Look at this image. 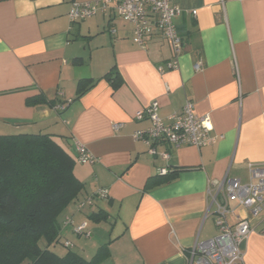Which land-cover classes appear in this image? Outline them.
Here are the masks:
<instances>
[{"label": "crops", "instance_id": "crops-1", "mask_svg": "<svg viewBox=\"0 0 264 264\" xmlns=\"http://www.w3.org/2000/svg\"><path fill=\"white\" fill-rule=\"evenodd\" d=\"M91 1L0 0V135L51 134L74 156L78 141L97 159L75 167L84 189L61 216L63 240L73 241L68 232L82 237L74 227L86 223L95 251L108 244L100 264H190L192 248L218 235L216 185L250 183L249 166H264V0H170L181 10L174 25L183 48L179 68L165 72L158 67L172 59L166 40L155 34L136 45L114 7L71 23L72 5ZM84 79L98 82L78 99ZM39 95L56 105L27 104ZM154 101L166 121L193 103L221 138L200 149L161 144L170 159L151 156L134 134L151 126L135 116ZM163 168L174 180L151 182ZM99 190L107 197L95 196ZM99 211L114 220L107 242L89 230ZM239 213L254 228L242 244L245 264H264V219Z\"/></svg>", "mask_w": 264, "mask_h": 264}, {"label": "built area", "instance_id": "built-area-1", "mask_svg": "<svg viewBox=\"0 0 264 264\" xmlns=\"http://www.w3.org/2000/svg\"><path fill=\"white\" fill-rule=\"evenodd\" d=\"M114 7L119 18L129 23L133 29V41L144 47L147 38L160 34L169 44L172 59L165 65L159 66V72L179 68V57L183 48V40L174 25V19L181 14V10L170 4V0H96L85 3H75L69 12L71 23L90 19L99 12H107ZM196 15V12L193 13ZM115 33V31H113ZM61 95V94H60ZM62 96V95H61ZM71 100L56 107L60 111L66 110ZM159 103L152 102L147 108L137 112L138 121L148 119L151 126L137 131L134 139L142 141L149 147V154L168 161V152H159L157 147L168 144L174 148L194 146L204 148L218 142L221 137L212 134L210 116H199L195 106L187 102L181 112L173 113L166 120L159 115ZM121 128V124L114 125V129ZM75 151L79 164L93 165L97 159L80 142L75 143ZM250 183L231 179L226 183L217 184V191L211 195V205L216 206L215 224L218 235L214 238L197 243L190 252V264H245V253L242 244L254 232L251 220L241 216L240 210L245 211L253 219H264V166L250 165ZM160 175L168 173L167 168L160 169ZM223 190V199H219ZM107 197L106 190H99L97 195ZM94 197H88L80 208L92 204ZM235 205L232 207L231 205ZM236 223H230V218ZM67 224L72 221L67 219ZM87 224L75 227L74 232L79 236L90 237L86 233ZM264 233V231H263ZM71 246L70 242L65 243Z\"/></svg>", "mask_w": 264, "mask_h": 264}, {"label": "trees", "instance_id": "trees-1", "mask_svg": "<svg viewBox=\"0 0 264 264\" xmlns=\"http://www.w3.org/2000/svg\"><path fill=\"white\" fill-rule=\"evenodd\" d=\"M112 75L113 71L104 78ZM97 82L81 80L77 98ZM46 103L56 105L42 95L27 100L29 106ZM77 163V154L74 156L54 135H0V264H100L108 256V244L86 259L72 250L71 242L66 247L69 241L62 238L61 216L84 189L75 175ZM175 176L168 172L151 182L167 184ZM108 218L104 211L89 217L94 223L106 222ZM59 245L67 251L56 252Z\"/></svg>", "mask_w": 264, "mask_h": 264}, {"label": "rangeland", "instance_id": "rangeland-1", "mask_svg": "<svg viewBox=\"0 0 264 264\" xmlns=\"http://www.w3.org/2000/svg\"><path fill=\"white\" fill-rule=\"evenodd\" d=\"M113 223H114V220H109L108 222L101 223V225H98L96 223H91L89 230H91L95 234L98 232V234H100V238L98 237V239L101 240V238H103V240H106L105 242H107L108 240H110L111 232L113 230ZM68 233L71 235L70 237H72V240H73L71 242L73 244L72 250L74 252L79 253L81 255L82 254L84 255V253L82 252L83 249H85L87 252L93 251V253H91L93 255H90L89 259H91L95 255L96 248L94 249V246H96L95 244H96V242H98L96 236H95L96 238L88 239L85 236L78 237V236L71 234V232H68ZM66 236H68V235H66ZM100 244H103V243H100ZM41 246L45 247V242H42ZM97 246H99V245H97ZM92 248H93V250H92ZM55 250L58 253H62V252H66L67 248H64L63 246L59 245L55 248ZM24 264H26V263H24Z\"/></svg>", "mask_w": 264, "mask_h": 264}]
</instances>
